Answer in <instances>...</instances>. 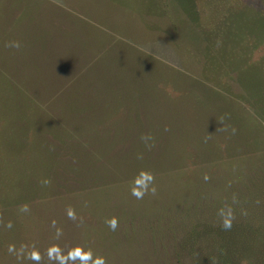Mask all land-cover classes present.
<instances>
[{
  "label": "rangeland",
  "instance_id": "374dc122",
  "mask_svg": "<svg viewBox=\"0 0 264 264\" xmlns=\"http://www.w3.org/2000/svg\"><path fill=\"white\" fill-rule=\"evenodd\" d=\"M229 213L264 227V0H0V264H193Z\"/></svg>",
  "mask_w": 264,
  "mask_h": 264
},
{
  "label": "trees",
  "instance_id": "16d2710c",
  "mask_svg": "<svg viewBox=\"0 0 264 264\" xmlns=\"http://www.w3.org/2000/svg\"><path fill=\"white\" fill-rule=\"evenodd\" d=\"M230 223V228L225 229L222 224L216 229L215 242L218 244L215 250L207 258H196L193 264H242L249 259H255L257 264H264V227L253 226L245 221ZM187 239L184 236L179 241L182 250L188 246ZM201 241V237H192L194 245H200ZM177 264H182L181 260Z\"/></svg>",
  "mask_w": 264,
  "mask_h": 264
},
{
  "label": "clouds",
  "instance_id": "9594fccd",
  "mask_svg": "<svg viewBox=\"0 0 264 264\" xmlns=\"http://www.w3.org/2000/svg\"><path fill=\"white\" fill-rule=\"evenodd\" d=\"M9 46L10 47L18 48V47H20V44H19V42H12ZM142 175H144V174L142 173ZM145 179L150 182L152 180V177H151L150 174H148V175L145 176ZM137 182L143 184L144 189L145 190H148L147 189V184H145L144 181H137ZM150 190L153 193L155 192V188L154 187L151 188ZM132 194L139 199V198H141L144 195V191H138V190H135L134 189ZM221 215H223V213H221ZM228 215H229V219H225L224 222H223V225H222L225 229L231 227V223H230L231 213H229ZM109 227L112 228L113 230H115V228H116V221L114 219L111 220V221H109ZM70 255H72L74 258L75 257H79V259L81 261V264H88V262L90 260H91V264H104V260H103L102 257L101 258H96L95 260H92V257H91V253L90 252H83L80 249H76L74 251V253H71ZM33 258L36 259L38 257H36V255L33 254Z\"/></svg>",
  "mask_w": 264,
  "mask_h": 264
}]
</instances>
